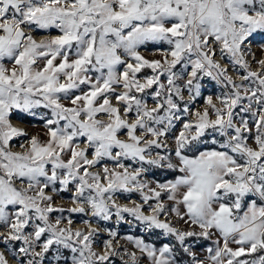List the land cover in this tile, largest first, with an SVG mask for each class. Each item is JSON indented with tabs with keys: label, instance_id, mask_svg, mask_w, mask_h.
<instances>
[{
	"label": "snow or ice",
	"instance_id": "1",
	"mask_svg": "<svg viewBox=\"0 0 264 264\" xmlns=\"http://www.w3.org/2000/svg\"><path fill=\"white\" fill-rule=\"evenodd\" d=\"M52 29L59 35L39 42L31 34ZM256 34L264 0H0V244L19 242L13 264H51L49 254L55 264H112L117 233L98 253L101 229L85 220L86 231L74 230L66 211L97 221L127 214L176 242L128 236L140 256L125 249L124 264H181L178 251L190 264H264V71L246 59ZM149 44L160 59L142 55ZM206 77L227 91L219 107L208 96L191 113L184 93L194 102ZM13 113L41 120L47 139L33 135L13 151L10 142L27 136ZM181 113L196 119L169 150ZM209 130L223 139L201 151ZM152 169L177 175L153 186L144 178ZM48 190L71 191L75 206L55 207ZM133 192L140 202L118 203V193ZM189 238L211 241L205 260ZM0 264H9L4 252Z\"/></svg>",
	"mask_w": 264,
	"mask_h": 264
},
{
	"label": "rangeland",
	"instance_id": "2",
	"mask_svg": "<svg viewBox=\"0 0 264 264\" xmlns=\"http://www.w3.org/2000/svg\"><path fill=\"white\" fill-rule=\"evenodd\" d=\"M34 38L39 42V37L40 36H45V35H59L58 31L55 29L49 30L47 33L43 31H37V32H32L31 33ZM50 38V37H47ZM43 38V39H47ZM154 46L149 44L147 48H142L141 52L142 55H144L147 59L149 60H154V59H160L159 55H152L151 50ZM163 47H167L166 45H163ZM144 51V52H143ZM248 52L251 53L250 55L246 56V59L248 60V63L251 67L252 71H264V69H261V67L258 65V61L261 59H264V34H256L255 38L251 41L250 46L248 48ZM150 54L145 55V54ZM6 64L10 66V62L5 61ZM222 64L225 66H228V73L229 75L232 76L233 80H235L237 83H240L241 81L239 80V77L237 75V72L234 70L233 66H230V62L225 59L222 61ZM150 74V69H144L140 75H149ZM239 74L243 75L244 71L242 69L239 70ZM181 84L183 82H180ZM246 83V82H245ZM202 87H201V95L196 98L194 102L189 101L188 94L185 91L184 93V99L185 101L188 102V106L190 108L191 113H195L196 111L203 112L205 106H206V98L208 96L213 97V103L217 105V107L220 106V103L218 100H216V96L222 95L227 89L223 88L221 85L217 84L215 81H213L210 78H204L201 81ZM149 92L152 90H148ZM144 95V94H141ZM144 98L147 100L149 107L154 106L153 100L150 95H144ZM115 103V101H113ZM183 103H181V108H183ZM43 111V110H41ZM236 111H239L237 109ZM182 119L180 121H177L175 124V128L172 129L169 132L167 143L169 146V150H172L174 148V140L173 136L179 132L181 129L182 123L186 120H195L194 115H184L181 113ZM214 118V117H212ZM11 122L14 127H17L13 122L16 121L23 127H17V128H22L26 133L27 136L23 137H18L14 138L10 143L12 144V150L13 151H22L20 145L24 143L26 140H28L31 136L37 135L40 140L44 141L47 139V136L44 134L45 130L42 127V121L39 120L38 118H32L29 116H25L19 113H13L10 117ZM215 136L217 140H222V137H219L215 133H212L211 130L208 131V133L203 137V140L205 143H202L199 145L201 151L203 150H209L213 148H217L218 145L209 146L204 148L206 145H213L211 143L212 138ZM121 138H126L124 137L123 133L121 134ZM249 144L252 147H255V144L253 141L249 140ZM189 155H192V153H188ZM91 155V154H89ZM127 163V162H126ZM99 167V166H98ZM164 172H170L167 170H161V169H152L145 175V179L148 180L150 183H152L153 186H155L156 181L160 182H166L168 180L162 179V176ZM172 180V179H170ZM70 188L72 186H69ZM49 191V194H52ZM53 199H54V206L55 207H64L65 209L74 207L70 200L72 196L71 191H61L59 194H52ZM119 196L118 203L121 205H127L131 206L130 201H136L140 202V196L138 193H131V194H117ZM145 214H148L147 212V206H145ZM61 213H52L51 216L53 219H55L57 216H60ZM63 217L68 218L70 217L73 220V229L74 230H81V231H86V226L84 225L83 221L89 220L92 221V226L93 227H99L101 230L93 237V248L96 250L98 253L101 252L102 250V245L105 241L109 240L110 237L108 235V232L115 231L117 233V236L115 240H113V245L118 253L120 255H116L111 257L112 264H124V261H128V257L124 256L123 260L121 259V256L123 255V252L125 249H127L129 252L136 251L137 256H140V253L135 249L134 245L132 243H129V241L126 239L128 236H132L134 238H139L143 239L147 243H151L155 245L156 247L162 246L164 243H171L175 244L174 239L166 238L164 237L159 230L156 231H146L144 226L141 225L139 222L135 221L132 216L125 214V220L124 221H119L115 216H113L112 220L110 221H97L95 218L91 216H86L83 214H78V213H68L67 211L64 212ZM172 222L176 224L178 228L181 230L184 229H189V226L187 224H184L183 222H177L175 217L173 216ZM62 227H66V220L64 223L61 225ZM30 231V229H28ZM198 230V229H197ZM5 229L3 226H0V234L4 233ZM19 242H15L13 244H8L5 246L4 244H0V252H4V254L9 258V264H13L12 258H11V250L14 248L18 247ZM186 244L192 248V251L196 253V257L200 260H205L207 253H206V248L211 246V241H205L203 239L196 240L195 238H189L186 241ZM231 247L235 248V245H230ZM178 248V245H177ZM178 258L181 261V264H190V257L187 254H184L182 252L178 251ZM49 261H51V264H55V261L52 260L51 254H49ZM48 264V262H46ZM130 264V261H129ZM140 264H148V261L146 258H141Z\"/></svg>",
	"mask_w": 264,
	"mask_h": 264
},
{
	"label": "trees",
	"instance_id": "3",
	"mask_svg": "<svg viewBox=\"0 0 264 264\" xmlns=\"http://www.w3.org/2000/svg\"><path fill=\"white\" fill-rule=\"evenodd\" d=\"M209 146L214 147V145H206L204 148L209 147ZM176 175H177L176 173L171 172V171L170 172H164L162 179H164V180L174 179Z\"/></svg>",
	"mask_w": 264,
	"mask_h": 264
},
{
	"label": "bare ground",
	"instance_id": "4",
	"mask_svg": "<svg viewBox=\"0 0 264 264\" xmlns=\"http://www.w3.org/2000/svg\"><path fill=\"white\" fill-rule=\"evenodd\" d=\"M53 36V35H52ZM47 37H51V35H45V36H40L39 39H43V38H47ZM144 52V51H143ZM142 53V52H141ZM145 54V53H143ZM145 55H149L150 54H145ZM17 127H23L22 125H20L19 123H17L16 121L13 122ZM22 129V128H21Z\"/></svg>",
	"mask_w": 264,
	"mask_h": 264
}]
</instances>
